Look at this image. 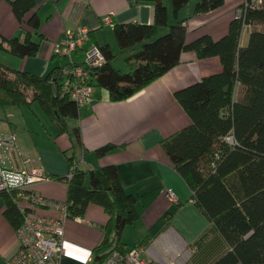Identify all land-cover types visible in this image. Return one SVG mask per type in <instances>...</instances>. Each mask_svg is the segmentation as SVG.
I'll return each instance as SVG.
<instances>
[{
    "label": "trees",
    "instance_id": "1",
    "mask_svg": "<svg viewBox=\"0 0 264 264\" xmlns=\"http://www.w3.org/2000/svg\"><path fill=\"white\" fill-rule=\"evenodd\" d=\"M137 1L154 3V22L115 24L120 52L115 54L109 44L97 43L105 59L93 69L90 84L107 90L112 101H121L178 65L184 50H194L200 58L220 57V73L175 92L191 124L162 144L193 190L196 205L229 244L213 264H264V31L252 30L248 43H240L245 25L264 23V5L245 0L222 38L214 40L204 34L187 42V18L177 17L191 0H172L171 13L163 0ZM224 2L197 0L194 14L212 11ZM11 4L17 18L31 30L24 39L7 38L0 32V49L21 58L37 56L43 35L38 14L29 15L35 0H13ZM161 29L166 31L161 34ZM88 33L91 38V31ZM63 67L55 66L42 76L0 61V106L39 102L59 132H70L80 146V128L69 126V120L79 117L80 104L64 89ZM231 136L234 144L227 140ZM115 148L114 143H106L97 154L104 156ZM69 160L71 176L70 172L62 177L48 175L68 183L69 218L84 217L90 204L101 205L107 213L103 240L93 249L98 263L113 248H124L125 229L141 216L137 197L123 186L116 165L78 168L76 151ZM1 195L6 201L5 213L17 229L24 217L15 201L16 192Z\"/></svg>",
    "mask_w": 264,
    "mask_h": 264
},
{
    "label": "crops",
    "instance_id": "2",
    "mask_svg": "<svg viewBox=\"0 0 264 264\" xmlns=\"http://www.w3.org/2000/svg\"><path fill=\"white\" fill-rule=\"evenodd\" d=\"M12 1L0 0V32L7 38L24 39L31 29L17 18ZM163 1L171 13L172 0ZM244 1L225 0L212 11L194 14L197 0H191L177 17L178 20L187 18V42L204 34L214 40L222 38ZM35 3L29 15L37 13L40 17L39 32L43 38L38 55L21 58L0 49V61L42 76L55 66L67 64L68 57L55 55V50L73 32L91 31L92 36L89 35L79 48L82 50L74 54V59H78L83 50L98 46L97 43L109 44L115 54L119 53L113 30L117 23L154 22L155 6L151 1L35 0ZM107 15L112 24L104 23ZM170 20L176 21L172 14ZM165 31L161 29L160 33ZM243 34L244 29L240 40L242 46L248 43L250 32L245 38ZM222 69L219 56L200 58L196 51L184 50L178 65L128 99L112 101L107 90L95 86L91 100L80 105L79 117L69 120V126L80 128V146L75 144L70 132H59L42 106L51 123H46L38 110L35 115L25 111V108H34L37 102L1 106L8 109L0 112V132L16 133L19 148L31 158V166L41 167L55 177L65 176L71 170L69 156L74 151L78 168L89 170L116 165L123 186L136 195L141 214L135 224L125 229L124 248L148 239L144 244L145 256L155 264H213L227 252L229 244L196 205L193 190L174 167L162 142L191 124V118L175 92L204 76L220 73ZM3 115L10 125L1 128ZM106 143H114L116 148L99 156L97 149ZM32 188L48 199L67 201L65 179L42 180ZM169 190L176 193L177 201L166 197ZM5 210L6 201L0 194V264H7L19 248L16 228ZM34 212L49 216L57 214L41 207H36ZM107 222L108 215L98 204H90L84 217L69 218L61 264H98L94 262L93 249L102 242L103 227Z\"/></svg>",
    "mask_w": 264,
    "mask_h": 264
},
{
    "label": "built area",
    "instance_id": "3",
    "mask_svg": "<svg viewBox=\"0 0 264 264\" xmlns=\"http://www.w3.org/2000/svg\"><path fill=\"white\" fill-rule=\"evenodd\" d=\"M104 23L112 24L109 15L104 17ZM88 38L86 30L73 32L55 50L61 56L68 57V62L63 67L64 89L80 105L91 100L92 71L105 59L98 46L83 50L78 59H74V54H77V50ZM17 140L16 133L0 132V194L15 191V201L24 217L21 226L16 229L19 248L8 259L7 264H61L65 250L66 223L69 219L68 202L48 199L33 190L35 183L50 180L51 177L43 168L31 166V158L23 154ZM227 140L235 143L232 136L227 137ZM166 197L178 200L172 190L166 192ZM36 207L52 209L57 214H38L34 212ZM145 252L143 244L131 248H113L98 264H155L145 256Z\"/></svg>",
    "mask_w": 264,
    "mask_h": 264
},
{
    "label": "rangeland",
    "instance_id": "4",
    "mask_svg": "<svg viewBox=\"0 0 264 264\" xmlns=\"http://www.w3.org/2000/svg\"><path fill=\"white\" fill-rule=\"evenodd\" d=\"M255 1H256V5H264V0H255ZM243 29H244L243 37L245 38L247 33L251 32L252 30L256 29V30L264 31V23H259V24L253 25V26L245 25L243 27ZM239 92H240V88L237 87V96H238ZM35 106H36V109H35ZM35 106H34V108H25V111H28V113L35 115V112H37V110H38L41 112V114L44 115L46 123H51L50 120L47 118V116L44 114L41 105L37 102V103H35ZM7 109L8 108H5V110H7ZM5 110L3 107L0 106V112H3ZM2 118H3V120H1V128L9 126L10 124L6 119V115H3Z\"/></svg>",
    "mask_w": 264,
    "mask_h": 264
}]
</instances>
